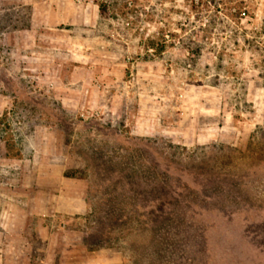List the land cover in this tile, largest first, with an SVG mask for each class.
Here are the masks:
<instances>
[{"label":"rangeland","instance_id":"rangeland-1","mask_svg":"<svg viewBox=\"0 0 264 264\" xmlns=\"http://www.w3.org/2000/svg\"><path fill=\"white\" fill-rule=\"evenodd\" d=\"M95 1L69 60L0 0V214L37 264H264V0Z\"/></svg>","mask_w":264,"mask_h":264},{"label":"crops","instance_id":"crops-1","mask_svg":"<svg viewBox=\"0 0 264 264\" xmlns=\"http://www.w3.org/2000/svg\"><path fill=\"white\" fill-rule=\"evenodd\" d=\"M22 2L21 5L30 6L31 18L27 26L18 25L17 38L21 41L26 31H33L36 34L35 43L37 40L45 39L47 49L51 51H37L36 54L40 55L39 57L50 55L52 58L63 52H70L69 60L97 56L96 52H89L90 41L83 36V33L95 30L102 23L101 9L95 0H22ZM74 45H80L83 50H74ZM91 66L81 64L77 68L80 70V68L87 69ZM67 74L65 73V77ZM75 74H77L75 70L69 71L70 80L66 83L69 84L67 87L89 78L84 76L74 80ZM86 84L83 82V90L89 89ZM47 85L51 86H48L49 90L56 88L54 82ZM69 88L72 89V87ZM34 200L39 203V198L27 197L26 204L32 205L35 203ZM5 203L12 206L4 207V214H0V221L4 220L0 224L2 226L0 227V244L6 245L5 247L0 245V264H37L35 257L38 254H34V246L36 240L42 236L41 217H38L41 212L36 211L37 206H34L35 209L28 207L24 211L19 203L14 205L16 203L10 199Z\"/></svg>","mask_w":264,"mask_h":264}]
</instances>
